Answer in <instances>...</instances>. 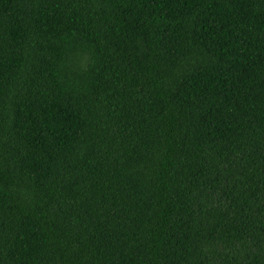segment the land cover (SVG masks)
Listing matches in <instances>:
<instances>
[{"label":"trees","instance_id":"1","mask_svg":"<svg viewBox=\"0 0 264 264\" xmlns=\"http://www.w3.org/2000/svg\"><path fill=\"white\" fill-rule=\"evenodd\" d=\"M0 264H264V0H0Z\"/></svg>","mask_w":264,"mask_h":264}]
</instances>
